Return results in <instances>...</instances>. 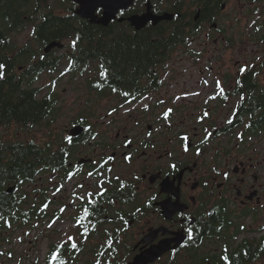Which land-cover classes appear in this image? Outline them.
I'll return each instance as SVG.
<instances>
[{
  "label": "flooded vegetation",
  "instance_id": "af4514ba",
  "mask_svg": "<svg viewBox=\"0 0 264 264\" xmlns=\"http://www.w3.org/2000/svg\"><path fill=\"white\" fill-rule=\"evenodd\" d=\"M243 2L186 0L187 41L162 75L170 78L165 96L158 95L160 79L142 78L146 89L130 91L135 100L121 99L122 115L94 121L71 116L61 126L60 149L77 157L38 176L49 177L48 187L35 182L27 190V201H33L27 207H41L36 221L50 219L49 225L69 217L74 223L66 236L54 230L41 240L49 249L48 264L69 235L77 248L69 242L60 249L66 264H264V0ZM11 41L9 59L21 51ZM59 41L66 57L57 73L67 74L72 37ZM56 52L42 51L15 67L21 72L45 63L57 66L62 60ZM2 60L5 71L9 64ZM134 85L132 80L125 88ZM75 126L84 127L85 144L83 134L71 135ZM82 154L90 160L80 163ZM58 184L68 200L63 212L53 214V201L45 194L60 193ZM40 196L43 202L35 205ZM84 207L90 216L84 217Z\"/></svg>",
  "mask_w": 264,
  "mask_h": 264
},
{
  "label": "trees",
  "instance_id": "16d2710c",
  "mask_svg": "<svg viewBox=\"0 0 264 264\" xmlns=\"http://www.w3.org/2000/svg\"><path fill=\"white\" fill-rule=\"evenodd\" d=\"M35 1L38 4L33 8L29 0H0V57H4L3 63L7 61L9 64L0 79V227L4 230L18 223L36 221L41 207H27V186L36 182L39 172L54 171L55 168L50 165L59 166L65 159L76 157V152L68 154V151H64L66 156L63 154L57 135H51L52 138L45 144L37 143L34 139L29 142L18 138L14 142L5 139V134L11 132L14 135L20 132L29 134L33 133L36 125L39 130L50 126L58 113L55 109L56 100L50 95L40 97L43 89L33 88L47 69L54 71L56 65L45 63L37 71L25 68L19 72L15 65L26 63L36 53L26 46L9 59L6 50L11 47L9 41L12 35L16 31L25 30L35 19L40 22L34 27L32 37L42 45L53 40L75 38L76 52L72 53V70L87 74L83 86L88 92L87 101L92 102L112 95L125 98L120 94L123 91L141 93L146 86L139 80H159L153 69L166 68L174 50L186 44L188 34L187 13L184 11L186 0L171 1L165 10H157L176 12L180 17L175 15L169 22L150 25L141 31L135 30L127 22H113L108 27L94 25L73 14V11L56 13L60 6H51L47 0ZM60 1L61 4L66 2ZM140 1L145 4L147 0ZM206 1L197 0L202 4ZM75 6L73 3V7L68 10H73ZM122 15L126 17L129 12H123ZM111 50L114 55H110ZM101 66L107 70L106 77L100 75L103 70ZM91 69L97 71L96 78L88 77ZM132 80L135 85L126 90V83ZM113 88L118 91L114 92ZM11 128H14L13 131ZM80 140L84 144L89 141V136L84 134ZM40 165L46 166L42 169ZM41 202L43 200L35 205ZM98 211L103 212L101 208Z\"/></svg>",
  "mask_w": 264,
  "mask_h": 264
},
{
  "label": "rangeland",
  "instance_id": "374dc122",
  "mask_svg": "<svg viewBox=\"0 0 264 264\" xmlns=\"http://www.w3.org/2000/svg\"><path fill=\"white\" fill-rule=\"evenodd\" d=\"M66 4H61L60 0H47V2L51 6H60L59 9L56 10V13H66L72 12L73 10H68V8L73 7V3L71 0H65ZM247 2H243L244 6L247 3H250V0H246ZM138 0V4L132 8L133 13H139L144 9V4L140 3ZM171 0H155L154 6L157 8H161L165 10L167 6L170 5ZM38 3L35 0H31V5L33 8ZM249 6H253L249 4ZM41 9L43 6H40ZM74 9V8H73ZM244 20L247 19L246 16H242ZM40 20H33L28 24V27L25 30L16 31L14 33V37L12 39V44L15 45L16 48H21L23 45L29 44L31 49L39 54L42 53L43 46L32 38V29L35 27ZM247 38V35H244ZM68 41V40H67ZM62 46L57 48L56 55H58L59 60H62V63L59 62V65L54 67V71H62L65 67L63 63V57L65 55L64 42L61 43ZM180 51V49H178ZM72 52H76V50L72 49ZM177 50L175 49L173 54H175ZM171 59L167 62V67H169ZM95 63L92 65L94 66ZM17 68V67H16ZM165 70V69H164ZM54 71L47 70L44 73L40 80L36 81L33 85V88H41L42 93L40 97H44L46 94L52 96L53 99L56 100L57 106L56 111H58L56 115V120L50 126H44L43 129L39 130L37 125L33 129V133L23 134L19 133L18 135H14V133L5 134V139L7 141H16L17 138L22 141H32L34 139L37 143L45 144L50 138L51 135L55 136L60 131L61 126L67 121L71 116H81L85 118H93L94 120H103L105 117L109 115V113L113 114L111 108L118 107L119 110L116 113L117 115H122L124 111L121 109V105L116 106L117 103H120L121 99L117 98V96L112 95V97H108L106 99L99 98L97 101L88 102L87 101V90L83 86V83L86 81V75L79 76H71L72 74H67L62 76V74L54 73ZM165 72V71H163ZM166 85H169L170 78H166ZM167 86H164L163 91L159 94L160 97L165 96V90ZM108 119V118H106ZM86 121V120H85ZM87 122V121H86ZM16 128V126H14ZM14 128H11L13 131ZM63 132V131H62ZM90 147H85V155L89 154ZM84 156V155H83ZM89 156V155H88ZM264 157V153H263ZM128 172H132V168H128ZM42 173L39 172L37 176H41ZM38 180L41 177H37ZM48 179L49 177L45 176L44 179L40 180L37 187H48ZM83 177H80L78 183H83ZM60 185V184H58ZM33 185H28L27 190L31 189ZM61 192L54 193L52 190L48 191V198L53 201L52 210L53 214L58 213L61 210L63 205L67 203L68 200V192H63V185H60ZM34 196V193H31ZM41 197L34 200V204L36 202L41 201ZM33 198V197H32ZM26 202V200H25ZM29 205H32L33 201H30ZM52 214V215H53ZM69 217H65L62 221L54 224L52 228L48 227V223L50 219H45L41 221H33L32 224L26 225L25 223H18L13 227L9 228L7 231L0 230V264H48L47 263V255L49 252L48 248H43L42 239H45L48 236H51L53 231L59 232L61 235L66 236L72 232L70 230L74 227V223L69 220ZM32 233V234H31ZM38 239H40L38 241Z\"/></svg>",
  "mask_w": 264,
  "mask_h": 264
},
{
  "label": "water",
  "instance_id": "95a60500",
  "mask_svg": "<svg viewBox=\"0 0 264 264\" xmlns=\"http://www.w3.org/2000/svg\"><path fill=\"white\" fill-rule=\"evenodd\" d=\"M153 0H148L146 4V11L143 14H135L130 16L127 20L136 30H142L147 27L149 23L154 25L161 21L172 20L174 15L166 12L164 14H156L153 10ZM78 4L76 10L77 15L90 21V23L108 27L111 22L118 20L123 22L124 18L118 17L121 11L128 10L135 4V0H74ZM101 13H98L99 10ZM61 42L54 41L47 45L45 51H50L55 47H61ZM83 131L78 127L73 130L74 135H79ZM12 191V189H10Z\"/></svg>",
  "mask_w": 264,
  "mask_h": 264
},
{
  "label": "snow or ice",
  "instance_id": "6c2138e0",
  "mask_svg": "<svg viewBox=\"0 0 264 264\" xmlns=\"http://www.w3.org/2000/svg\"><path fill=\"white\" fill-rule=\"evenodd\" d=\"M73 46H75V42H73ZM42 58H43V57H42ZM4 67H5V66H4L3 64H0V70H2ZM101 67H102V69H103V66H101ZM243 70H244V69H242V71H243ZM100 75H101L102 77H106V76H107V70H106V69H103V70L100 72ZM0 78H2V71H0ZM217 86L219 87V81H217ZM112 90H113L114 92L118 91V89H116V88H113ZM220 93H221V95H224L223 88L220 89ZM120 94L123 95L125 98L131 96V97H132V100H135V99H136L135 95H134L132 92H130V91H123V92H121ZM195 94L198 95V93H195ZM224 98L227 99L226 96H225ZM144 99H147V97H144ZM132 100H128V99H126V100H125V103L131 104ZM121 107H123V105H121ZM144 107L147 108L148 106H147V105H144ZM128 110H131V109H128ZM112 111L115 112L116 109H113ZM171 111H172L171 109H168V110L165 112V118H167L168 114H169ZM109 115H111V113H109ZM204 115L207 116L208 113L205 112ZM228 123H232V121L229 120ZM247 126L250 127L251 125H247ZM206 132H207V130H206ZM149 135H151V133H149ZM210 135H211V133H208V136H210ZM241 138H242V137H241ZM182 139L185 140V141H187V140H188L187 135L183 136ZM203 142H204V141H202V143H203ZM129 143H130V141H129ZM185 150H187L186 147H185ZM109 159H112V158L109 157ZM102 166H103V165H101V167H102ZM172 167H175V165H172ZM88 175H89V176H92L93 173L90 172ZM225 177H226V174H225ZM117 179H118V178H117ZM21 183H23V181H21ZM103 184H104V182H101L100 185H99V187H100L103 191H106V189H104V187H103ZM80 187H83V185H80ZM58 190H59V189H58ZM87 195H88V196H91L92 193L89 192V193H87ZM78 199H80V200H84L85 197H84V196H80V197H78ZM90 203H92V202L90 201ZM45 207H47V204L45 205ZM64 210H65V209L62 208V209H61V212H63ZM83 214H84V217H88V216L91 215L90 210H89L88 207H84V208H83ZM75 219H77L78 221L81 220L80 217H76ZM55 222H56V221L53 220L52 223H50V224L48 225V227L51 228V227H52V224H54ZM8 226L11 227V224H9ZM189 233H191V229H189ZM66 235H67V234H66ZM69 242H70V246H71V248H73V249L77 248V243L75 242L74 237H72V236H70V235L67 236V240L64 241L63 243H60V244L57 246V248L54 249V250L52 251V253L50 254V258H49V259H50V264H66V261L61 257L60 249H63L64 246H65V244H67V243H69ZM225 251H227V249H225ZM0 254H2V253H0ZM223 259H224L225 261H228V257H227V256L223 257Z\"/></svg>",
  "mask_w": 264,
  "mask_h": 264
}]
</instances>
